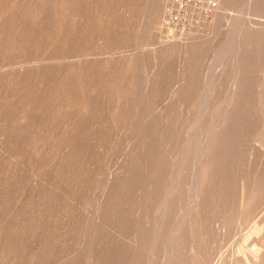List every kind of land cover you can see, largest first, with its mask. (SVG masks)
I'll return each instance as SVG.
<instances>
[{
    "label": "bare ground",
    "instance_id": "6f19581e",
    "mask_svg": "<svg viewBox=\"0 0 264 264\" xmlns=\"http://www.w3.org/2000/svg\"><path fill=\"white\" fill-rule=\"evenodd\" d=\"M80 1L83 0L57 1L60 10L69 13L71 18L69 19V26L64 27L65 29L62 28L60 22V25L57 23L59 25L58 31H56L53 38L55 46L67 45L75 39L80 40L86 35L87 26L84 25L83 16L85 9L82 11ZM217 2L216 19L209 24L212 30L209 41L214 46L216 74L207 91H213V95L212 92L209 95L208 92L206 93V110L191 121V128L196 132L195 136L187 138V149L184 155L174 164H171V179L166 190L165 200L156 209L157 217L153 225H149L147 221L142 222L136 220L137 218L134 219L133 213L135 211L140 212L146 219L152 209L153 199L159 193L160 179L165 174L161 148L172 132L171 115L177 108L176 104L179 105L180 102L189 100L192 97L195 90L192 87L193 82L189 80L190 87L185 91L178 92L177 103L170 109L168 108L167 115L161 113L162 115L150 118L148 113H145L146 107L144 108L143 103H139L144 106L140 105L141 108L138 107L139 109L134 110L135 112L132 109L122 111L119 110V107L116 108L114 113L109 112L112 123L121 120L122 116L130 115V127L138 137L139 143L129 156L130 159L126 164L123 175L120 178L118 177L110 189L108 188L109 192L104 200H100L102 202H100L99 207L97 206V212H99L96 220L94 218V222L83 223L81 231L85 230L84 233L86 234H83V236H88V241L84 242L88 248H84L89 249V251L92 250L90 253L93 254L88 257L89 259L85 264H159L162 260L164 264H209L208 262L212 256V245L217 238L229 230L235 222H245V225H247L251 216L258 211L264 202V172L259 169L254 170V168L250 172L243 171L238 162L239 143L245 134V129L252 127L254 102L264 94V80L260 81L258 77L261 59L263 58L261 52L264 49V24L259 25L261 27H255L251 20L246 19L245 15L249 11L262 13L264 11V0H247V10L245 0H217ZM241 4L242 12L240 16L233 15L228 20L223 11L233 9ZM127 6L124 4L126 13L129 15L132 10L130 6L132 5ZM153 16H156V10ZM17 21H9V25L12 22L11 27L15 35L14 32L9 33L8 30L9 34L5 35V40H10L8 44L12 52L24 51L32 42L48 35V31L43 32L41 14L34 17L31 26L26 27L23 23L24 30L21 40L20 24ZM6 23L5 25L8 26ZM225 25H227L226 29H224ZM168 27L172 28L173 26L168 25ZM116 28L112 33L115 37L118 33ZM206 28L207 25L204 22L199 27L197 35H193L192 38H186L184 42H167L154 58H158L159 55H173L178 52H183L191 58L194 55L200 57L205 49V42L201 36ZM0 30H2L1 21ZM3 43L4 39L0 36V44ZM134 60L135 58H133ZM133 61L122 64L123 70L118 73L119 75H114L113 65L108 64L107 74L103 73V69H100L99 65V67L94 65L86 69L74 67L64 71L58 68L60 71L56 69L57 72L50 74L38 72L36 78L33 77L34 81L37 82L34 87L42 90L45 85L48 88V83H51L52 88L55 87L54 91L57 98L62 95L66 100L63 102L69 105L78 104V110L80 108L83 110L78 118H73V114H71L70 122L72 123L69 124V127L74 132H81L82 125L95 117L93 105L91 104L94 90H99L105 84H110L107 91L118 92L123 88L120 85L121 82L127 80L128 71L126 69L136 63ZM217 68L219 71H217ZM115 70L117 72V69ZM224 79H226L225 82H223ZM222 82L227 83L228 86L227 92L224 94L218 88V85ZM148 83L152 85L148 89L150 95H152L156 92L158 82L149 81ZM95 85L99 86L94 87ZM31 90L27 93L31 94ZM40 100L38 97L34 99L27 98L23 117L15 119L13 111L10 110L11 107L4 106L5 100L0 98V151L8 155L6 158L8 162L16 161V157H19L20 147L23 145L20 141L21 136H23L21 133L35 132L44 125L47 114L42 112L43 104L40 103ZM124 107L121 108L124 109ZM66 115L70 114L66 113ZM98 120L99 118L95 122ZM22 121L25 126L20 127L19 124ZM122 121L125 123L126 120L123 119ZM105 122L101 125L103 126ZM120 124L122 123L120 122ZM100 126L97 131L98 138L99 132L101 137L105 134ZM64 132L68 133L69 130L65 128ZM74 143L76 144L73 150L71 149L70 155L60 160L52 168L55 170L54 173L58 175V178H56L57 185L50 186L47 192H43L45 195H42V198L39 199L41 203L33 214V218L20 219L21 224L17 225V227L20 226L17 239L14 238L10 248L4 251V254H0V264H48L52 259L55 260L54 258H56L61 244L68 240L67 238L70 236L72 229L67 230L66 228L67 231H65L62 228L63 225L59 228L58 225L51 224V222L47 223V227L46 219L54 208L52 203L57 202L56 199L60 195H63V205L65 204L62 208L64 212H62L66 213L68 205L77 200L81 192H84L83 185L86 184L88 181L86 179H89L91 175L89 167L92 158L90 151H88L89 145L84 146V141L76 142L75 140ZM16 145L17 148H14ZM99 145L101 146V144ZM260 145L262 146H260L261 150L264 151V135L261 138ZM17 150L18 152H16ZM10 165L14 166L12 163ZM191 166L195 167L192 199L186 205L185 212L177 224L170 226L169 219L172 214L183 205L182 194ZM234 175L240 177L239 182L241 184L240 198H238L239 203L237 205L231 203L228 193L229 184ZM95 203L97 202L95 201ZM8 221L12 222V219L9 220L8 218ZM214 222L221 226L216 232L209 229V225L215 224ZM77 227H80L78 222ZM29 231L32 234H29ZM251 231L250 233L247 232L245 248L240 249L237 254L235 252L228 258L225 257L223 264H264V226L254 228V230L251 229ZM11 235L12 233L3 231L0 233V241H11ZM74 237L71 242L75 240ZM30 239L33 243L29 242ZM81 240L80 242H82ZM68 243L70 245V241ZM64 244L66 245V243ZM33 245L35 250H32ZM65 247L64 249H66ZM76 257V259H71V261L62 264H81L80 257L78 255ZM85 258L87 259V257Z\"/></svg>",
    "mask_w": 264,
    "mask_h": 264
},
{
    "label": "rangeland",
    "instance_id": "374dc122",
    "mask_svg": "<svg viewBox=\"0 0 264 264\" xmlns=\"http://www.w3.org/2000/svg\"><path fill=\"white\" fill-rule=\"evenodd\" d=\"M57 1L0 0V21L2 27L0 36L4 39V43L0 44V98L5 100L4 106L11 107L10 110L13 111L15 119L23 117L27 98H40V103L43 104L42 112L47 114L44 119L45 123L42 125L43 128L41 126L35 132L29 131L21 133L23 136L19 140L23 145H20V154L18 158L16 157V161L8 162L6 159L8 155L0 151V233L3 231L12 233L11 241H0V254H4V251L10 248L14 238L17 239L20 229V226L17 227V225L21 224L20 219L27 220V218H33V214L41 203L39 199L42 198V195H45L43 192H47L50 186L57 185L56 178H58V175L54 173L55 170L52 168L60 160L70 155V152L76 144L74 143L76 140V142L84 141V146L89 145L88 151H90L92 158L89 167L91 172L89 177L90 181L86 179V181L88 180L86 182L88 186L86 184L83 185L84 192H81L78 195L79 197L77 196L78 198L76 197L77 200L72 201L75 203L71 202L68 205L66 213H63L64 211L62 210L65 205H63V195H60L56 199L57 202L62 204L57 202L52 203L54 208L46 219V226L48 227L47 223L51 222V224L58 225L59 228L63 225L62 228L65 231L72 230L70 236L67 238L68 240L61 244V248H59L57 256L54 258L55 260L52 259V263L50 262L48 264H62L71 261V259H76L77 255L80 257V263L85 264L89 259L88 257L93 254L92 252L90 253L92 250L89 251L87 249L88 246L84 244V242L86 243L88 241V236H83V234H86L84 233L85 230L81 231L84 225L83 223L94 222V218L96 220L97 213L99 212L97 210L100 202H102L100 200H104L110 187L118 177L120 178L123 175L126 164L130 159L129 156H131L139 143L138 137L133 129L131 130L132 127H130V115L122 116L121 120L112 123L111 118H109L111 116L110 113H114L118 107L122 111L132 109L135 112L141 106L145 105V113H148L150 118L164 113L167 115L170 107L177 103L178 92L185 91L190 87L188 84L189 80L193 82L192 87L195 90L192 97L189 100L180 102L179 105L176 104L177 108L173 115H171L172 132L164 141L161 148V154L164 158L165 174L160 179L159 193L153 199L152 209L146 219H144L140 212L137 213L135 211L133 213L134 219L137 218L136 220L142 222L147 221L149 225H153L157 217L156 209L165 200L166 190L171 179V164H174L184 155L187 149V138L190 136L193 138L195 136L196 132L191 128V121L198 114L206 110V93L208 92L207 94L209 95L212 92L213 95V91H207L211 83H213L216 74V68L214 67V46L209 41L212 33L209 24L215 21L216 11L208 18L210 21L201 19L200 22L191 25L192 28L190 27L185 31L175 25H172V28L168 27L170 25V14L173 11V8H171V0H83V3L81 1L80 3L82 4V11L85 9L83 16L84 25L87 26L86 35L80 40L75 39L71 43H68L69 46L67 44L58 47L55 46L53 38L60 24L62 28L69 26L71 16L62 9L60 10ZM246 1L245 8L247 10ZM124 4L128 5L127 7L132 5L130 6L132 10L129 15L126 13ZM155 10L156 16L154 17ZM241 12L242 4L233 9L223 11L228 20L233 15L240 16ZM37 14H41L43 18V32L48 31L47 37H42L32 42L24 51H10L11 47L8 44L10 40H5V38L9 33L14 32V30L11 27L12 22L9 25V21L18 20L17 22L20 24L21 30V40L24 30L23 27L31 26ZM245 17L247 20H251L255 27H261L259 25L264 24V11L262 13L249 11ZM196 19L199 20V16ZM204 22L207 28L203 31L201 37L205 42V49L200 57L199 55H194L191 58L183 52H178L173 55H159L158 58H154L167 42H184L186 38H192L193 35H197L199 27ZM115 27H117L116 29L118 31L117 37L112 34ZM226 28L227 25L224 26V29ZM262 52L261 56L264 58V49ZM133 58H135L134 61ZM263 58L261 59L258 73L260 81L264 80ZM131 61L136 63L132 67H129V69H126L128 71L127 80H124L120 84L125 90H122V88L118 92H108L107 90H109L110 84H105L107 87L104 85V87H100L101 89L94 90L91 104L93 105L95 117L85 125H82L81 132H74L69 127V124L72 123L70 122L71 114H73V118H78L83 110L82 108L78 110V104L69 105L63 102L66 100H64L62 95H59L60 98H57L54 91L55 87L52 88L51 83H48V88L45 85L42 90L34 87L37 82L34 81L33 77L36 78V73L38 74V72L41 74H50L57 72L56 69L58 68L64 71L74 67L86 69L87 67L99 65L100 69H103V73L107 74L108 64L113 65L114 75H119L118 73L123 70L122 64H127ZM218 68L217 71L221 70V68L219 70ZM59 69L58 71H60ZM115 69H117V72ZM149 81L158 82L156 92L152 95L148 91L152 87L148 83ZM223 82L218 85L222 94L227 92L228 87L227 83ZM99 85H95L94 87H98ZM30 90L32 93H27ZM260 97L254 102L252 127L245 129V134L243 135L245 137L242 136L238 147V162L243 171L246 170V172L253 171V168L254 170L259 169L264 172V151L260 148L261 138L264 135V94ZM139 103H143L144 105ZM121 107H124V109ZM66 113L70 115H66ZM98 118L99 120L95 122ZM123 119L126 120L125 123L122 121ZM23 121L19 124L20 127L25 126ZM100 121L101 123H99ZM104 122L105 126H102L101 124ZM99 126L104 130L105 134L103 136L105 138L100 136V132L99 138L97 137ZM65 128L69 130L68 133L64 132ZM54 131L56 132L54 133ZM14 148H17V145ZM11 163L14 166H11ZM194 177L195 167L191 166L182 194L183 205L172 214L169 219L170 226L177 224L185 212L186 205L192 199V183ZM53 179L54 181H52ZM239 180V176H232L228 189L230 201L235 205L239 203L238 198H240L241 184ZM7 216L9 220L12 219V222L8 221ZM249 221L247 225H245V222L233 223L229 230L217 238L212 245V256L208 262L209 264H223L226 258L235 252V254L237 252L239 253L240 249L245 248V238L248 236L247 232L250 233L251 229L254 230V228L264 226V202L258 211L251 216ZM77 222L80 227H77ZM214 223L209 225V229L210 231L216 232L221 226L216 224V222ZM74 226L75 228H73ZM29 234H32L31 231H29ZM73 237L75 240L71 242ZM69 241L70 245L68 243ZM19 242L21 241L19 240ZM29 242H32V240L30 239ZM64 247L66 249L68 248V250L64 249ZM32 250H35L34 245ZM162 263L163 260L159 264Z\"/></svg>",
    "mask_w": 264,
    "mask_h": 264
},
{
    "label": "built area",
    "instance_id": "2783aa9c",
    "mask_svg": "<svg viewBox=\"0 0 264 264\" xmlns=\"http://www.w3.org/2000/svg\"><path fill=\"white\" fill-rule=\"evenodd\" d=\"M171 4L170 25L185 31L201 19L208 20L218 7L217 0H171Z\"/></svg>",
    "mask_w": 264,
    "mask_h": 264
}]
</instances>
